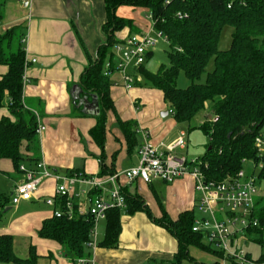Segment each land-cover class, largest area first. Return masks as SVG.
<instances>
[{
  "label": "trees",
  "instance_id": "obj_1",
  "mask_svg": "<svg viewBox=\"0 0 264 264\" xmlns=\"http://www.w3.org/2000/svg\"><path fill=\"white\" fill-rule=\"evenodd\" d=\"M105 4L108 20L103 30L107 41L99 47L96 59L86 68L78 86L81 100L87 97L91 101L97 97L101 113L92 135L99 140L102 150L106 142L107 112H115L110 94L112 82L105 71V64L109 59L113 63L114 47L121 42L116 33L125 28L135 32L133 20L118 16L120 8L131 7L151 15L153 28L168 37L170 46L169 64L162 65L156 74L149 72L145 65L140 67L138 72L143 82L134 86L163 92L165 104L179 123L191 124L209 110L206 121L200 126L210 138L207 151L200 158L207 179L220 182L228 175H238L248 162H254L259 168V180H264V155L260 156L255 144L264 126V0H105ZM227 27L234 30L232 43L228 50L221 51L219 44ZM16 31L14 28L0 35V65L8 67V72L0 78V111L8 108L10 114L0 120V161L10 160L20 172L22 165L30 161L37 163L35 155L39 151V138L36 113L24 102L28 64L23 42L20 41L13 49ZM152 56L150 52L148 58ZM212 62L214 69L208 72ZM112 71L114 67L110 69ZM181 73L191 82L186 89L178 87ZM208 117L216 118L217 122L213 123ZM117 121L129 151L134 149L137 146L134 123L123 122L120 117ZM100 163L99 177L117 174L105 165L103 157ZM122 194L127 210L108 211L105 236L97 243L98 248L118 247L123 214L145 212L155 224L170 232L179 244V250L171 261L149 264H182L185 261L200 264L191 256V247L224 257L222 251L205 242L203 234L193 231L194 211L182 214L176 221L166 213L155 218L140 196L123 189ZM260 200L257 199L255 207L259 226L247 232L256 237L255 241L264 248V205L257 208ZM7 207L8 201L0 198V225ZM93 228V220L88 216L78 213L72 219L53 216L43 223L38 235L61 244L73 259H90ZM247 257L254 264H264V252L256 261L248 254ZM39 259L34 247H31L28 259L19 258L14 251V238L0 236V264H38Z\"/></svg>",
  "mask_w": 264,
  "mask_h": 264
},
{
  "label": "crops",
  "instance_id": "obj_2",
  "mask_svg": "<svg viewBox=\"0 0 264 264\" xmlns=\"http://www.w3.org/2000/svg\"><path fill=\"white\" fill-rule=\"evenodd\" d=\"M120 10L125 9L120 8L118 13ZM132 10V15L119 13L118 16L133 20L135 32L125 28L116 33L118 40L122 41L133 34L149 33L154 29L148 21L140 17V14L146 11L134 8ZM107 20L105 0H0V33L4 34L16 28L26 51L28 67L25 74L27 82L24 85L25 105L39 115L46 127L42 135L38 136L39 151L35 155L38 161L27 163L28 168L36 169L39 162H44L51 171L62 176L73 172L99 176L100 160L103 157L107 167L120 173L139 164L138 150L136 155L134 152L139 148L140 138L143 145L150 142L165 155L186 158L178 152L186 151L188 145L185 149L176 148L169 151V146L182 135L186 140L187 132L183 123L177 122L173 112L168 109L163 92L139 86L127 89L122 74L116 70L119 62L114 61V57L113 63L109 61L105 64V71L107 64L114 66V71L110 72L109 76L115 112L109 111L106 115L104 150L100 147L99 140L93 137L92 130L97 126V118L101 112L97 114L94 99L88 102L84 100V105L79 106L76 94L79 93L78 86L82 74L96 59L99 47L107 41L103 30ZM231 43L226 50L231 47ZM33 60L36 62L32 63ZM162 65L166 64L152 56L148 58L145 67L149 72L156 74ZM132 70L141 80L137 83H142V75L137 70ZM7 72L8 67L0 65V78ZM79 97L81 98V95ZM165 112H168V115L163 117ZM170 114L173 119L164 120ZM9 116L8 108L0 111V120ZM207 116L208 114L206 118ZM117 117L123 122L134 123L137 146L130 151ZM0 167V173L4 175H10L11 168L16 173L9 185L13 193L14 186L22 181L23 175L14 168L10 160L0 161ZM120 184L129 194L140 196L155 218H161L166 213L176 221L182 214L193 211L195 220L201 218L199 212V215L196 214L195 199L198 201L199 197L196 181L191 175L172 184L160 180L150 184L142 181L128 184L124 178L120 179ZM56 185L57 182L53 178L43 180L33 199L21 202L15 206L12 213L5 214L6 220L0 225V236L10 235L14 238V251L21 259H28L31 247H34L40 257L38 264H80V259L68 256L61 244L40 238L38 235L43 223L54 216V208L48 206L45 199L54 195ZM72 201L76 209L88 208L85 197H74ZM105 221L102 222L106 228ZM121 222L122 231L118 247H90L93 254L90 259H86L89 264L169 262L178 252L179 244L175 237L165 228L155 224L147 213L123 214ZM98 227L97 243L105 236L104 230L102 238L99 239ZM250 238V234L246 232L244 236L236 239L234 245L237 246L239 240L248 243ZM246 253L252 259L251 254ZM190 254L200 264L232 263L195 247H191ZM182 264L196 263L185 261Z\"/></svg>",
  "mask_w": 264,
  "mask_h": 264
},
{
  "label": "built area",
  "instance_id": "obj_3",
  "mask_svg": "<svg viewBox=\"0 0 264 264\" xmlns=\"http://www.w3.org/2000/svg\"><path fill=\"white\" fill-rule=\"evenodd\" d=\"M149 17L152 19L151 15ZM153 33L158 38H154ZM160 39L166 43L169 42L163 32L153 29L149 33L133 34L114 47V51L122 55L116 70L122 74L124 86L127 89H131L141 81L138 76L128 72L129 68L138 71L140 67L146 65L148 54L155 50ZM35 62L36 60L32 61V63ZM113 67L111 63L107 64L106 73L109 74ZM36 116L38 119L37 135L41 136L46 127L37 113ZM210 120L213 123L217 122L216 118ZM255 144L260 156L264 155V126ZM186 147L187 142L182 135L169 146V151ZM138 154L140 160L136 167L107 177L90 176L83 172L62 176L51 171L44 162H39L36 169L22 165L20 172L23 179L13 188L12 205L17 206L23 201H30L35 197L43 180L55 179L57 182L55 193L45 199L46 204L54 208V216L57 218L66 216L72 219L77 213L80 216L90 217L94 223L93 242L90 243V247L96 248L97 227L100 222L106 220L108 211L127 210V203L120 184L121 178H124L128 184L136 181L150 184L155 180L172 184L180 178L191 175L196 181V191L199 193L196 208L201 215L200 219L195 220L193 231L203 234L208 243L222 251L225 261L236 264H254L248 259L247 253L239 250L234 242L244 236L249 229L259 226V221L255 216L256 201L259 195L255 172L250 175L242 170L236 176L228 175L224 180L216 182L207 179L200 160L189 161L187 158L165 155L150 142L141 146ZM254 167L259 169L258 166ZM107 185H110L111 189H108ZM74 197H85L88 208L76 209L72 201ZM106 197L109 199L107 200ZM218 214L222 215L221 219ZM79 262L89 264L86 259H80Z\"/></svg>",
  "mask_w": 264,
  "mask_h": 264
},
{
  "label": "rangeland",
  "instance_id": "obj_4",
  "mask_svg": "<svg viewBox=\"0 0 264 264\" xmlns=\"http://www.w3.org/2000/svg\"><path fill=\"white\" fill-rule=\"evenodd\" d=\"M123 9H125V10H120L119 13H122L123 15L127 14L126 16H129L130 14L132 15L134 13L132 8L123 7ZM119 13H118V15H119ZM140 17H142L143 20L148 21L150 23L151 27H153V22H152L151 18L149 17L148 13H146V12L141 13ZM232 32H233V29L230 27H227L224 30L222 42L220 44L221 50H226L230 46ZM19 34L20 33H18L13 40V49L14 50L16 49L18 43H20V41H21L20 40L21 35H19ZM0 35H3V33H0ZM152 36L154 38H158L155 33H153ZM228 40H229V43H228ZM169 51H170V46L166 42H164L162 39H160V40H158V45L155 48L153 57L155 59H157L159 62H162L163 64L167 65V64H169V56H168ZM121 58H122V55L119 54L118 52L114 51V61L120 62ZM109 61H110V59L108 60V62ZM213 67H214V64L211 63L209 65L207 71L211 72L213 70ZM128 72L132 75L134 74L131 67L129 68ZM190 84H191L190 80L185 76L184 73H181L179 76V79H178V87L181 89H186L190 86ZM208 111L203 112L199 116V118L196 121L192 122L191 124L183 123V128L187 132L186 142H187L188 148L186 149V151H179L178 153L185 156L189 161L200 160V158L203 157V155L206 153L207 148L210 144V138L208 136H206L204 134V132L200 129V126L206 120V115H207ZM172 119H173V116L170 114L164 120H172ZM142 145H143V141H142V138H140L139 142H138L139 148ZM139 148L135 150L134 155L137 154L136 152H137V150H139ZM254 166H257V164L254 162H251V163L248 162L244 167V171L246 174H250V175L255 172L256 185L259 189L258 197L261 199L260 204L257 206V208H259V206L262 207L264 205V180H259V178H258L259 170L255 169ZM0 170H2L1 167H0ZM9 174L10 175H4L3 173H0V198L3 199L4 201H8V207L7 208H11V210L6 212L5 214L12 213L15 210V206L12 205V196H11L12 189L9 185L12 182V180H14V178L16 177V173L13 172V170L11 168V170L9 171ZM107 188L111 189V186L107 185ZM197 195L199 197L198 192H197ZM106 199L108 200L109 197H106ZM195 202H197L196 199H195ZM195 209H196V214L199 215L197 208H196V205H195ZM218 217H219V219H221L222 215L218 214ZM5 220H6V217L3 219V221H5ZM98 228H99L98 229L99 239H101L103 234H104L105 223L101 222L99 224ZM250 237L251 238L248 239L249 240L248 243H245L243 240H242V242H240V240H239L237 243V247L239 248V250H243L245 252L250 253L253 260H257L259 258V256L261 255L262 250L264 252V248L262 246H260V244L255 241L256 237H253V236H250ZM214 249L217 250V248L215 246H214ZM212 259H214V258H212Z\"/></svg>",
  "mask_w": 264,
  "mask_h": 264
},
{
  "label": "water",
  "instance_id": "obj_5",
  "mask_svg": "<svg viewBox=\"0 0 264 264\" xmlns=\"http://www.w3.org/2000/svg\"><path fill=\"white\" fill-rule=\"evenodd\" d=\"M81 89H79V93H77L76 94V98H77V100L79 101V106H82V105H84L83 104V102H84V100L86 101V102H88L89 100H88V98L87 97H85L84 99H83V101L80 99V95H81ZM93 99H94V102H95V104H96V107H97V114H99L100 113V111H99V104H98V100H97V97H93ZM168 115V112H165L162 116L163 117H165V116H167ZM10 209L9 208H7L4 212L6 213V212H8Z\"/></svg>",
  "mask_w": 264,
  "mask_h": 264
}]
</instances>
